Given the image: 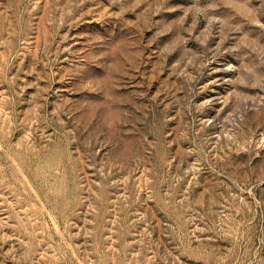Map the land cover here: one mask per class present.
<instances>
[{"label": "rangeland", "instance_id": "obj_1", "mask_svg": "<svg viewBox=\"0 0 264 264\" xmlns=\"http://www.w3.org/2000/svg\"><path fill=\"white\" fill-rule=\"evenodd\" d=\"M0 264H264V0H0Z\"/></svg>", "mask_w": 264, "mask_h": 264}]
</instances>
